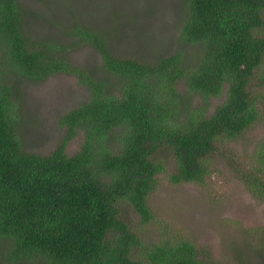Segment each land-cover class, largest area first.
Instances as JSON below:
<instances>
[{
  "label": "trees",
  "instance_id": "1",
  "mask_svg": "<svg viewBox=\"0 0 264 264\" xmlns=\"http://www.w3.org/2000/svg\"><path fill=\"white\" fill-rule=\"evenodd\" d=\"M181 24L180 39L197 46L193 63L180 50L147 63L112 53L107 36L93 27L74 24L75 40L68 45L32 38L20 1L0 0V240L8 245L9 261L210 263L187 239L143 244L123 214L130 207L142 224L152 222L149 196L160 173L174 184L203 182L218 143L235 140L259 119L264 74L260 94L250 91V81L264 61V0H186ZM83 42L119 80L117 92L110 78H98L62 54ZM55 72L77 75L90 97L60 117L65 132L51 152H29L18 135V85ZM179 80L201 96L199 107L186 112ZM224 88L225 100L206 114L208 99ZM79 130L82 144L68 154ZM235 172L264 200V161ZM261 229L251 232L264 255Z\"/></svg>",
  "mask_w": 264,
  "mask_h": 264
},
{
  "label": "rangeland",
  "instance_id": "2",
  "mask_svg": "<svg viewBox=\"0 0 264 264\" xmlns=\"http://www.w3.org/2000/svg\"><path fill=\"white\" fill-rule=\"evenodd\" d=\"M19 1L32 38L68 45L75 40L70 34L72 26L79 24L103 32L112 53L147 63L158 55L180 50L190 65L197 52V46L180 39L186 0ZM62 54L96 77L110 78L112 89H119V80L103 70L100 53L90 44L68 47ZM262 74L264 61L250 81L252 93H261ZM18 88L15 112L19 117V139L27 151L40 154L51 152L63 137L60 117L90 97L88 86L67 72L52 73L41 81L24 78ZM176 88L185 97L186 112L203 103L200 95L187 91L183 80ZM224 100L225 88L219 97L208 99L206 114ZM258 109L259 119L248 130L233 141L218 143V151L209 159L211 172L203 182L174 184L166 173L158 175V186L149 196L152 222L142 224L130 207L125 209L124 218L143 244L152 245L163 238L187 239L205 252L199 257L209 259V264H264V255L257 251L258 237L251 232L253 228H264V200L254 197L235 172L238 168H257L264 161L260 153L264 146V98L259 99ZM82 141L83 131L79 130L66 152L75 153ZM167 167L171 169L170 164ZM7 246L0 240V264H47L36 259L11 262L6 258Z\"/></svg>",
  "mask_w": 264,
  "mask_h": 264
}]
</instances>
